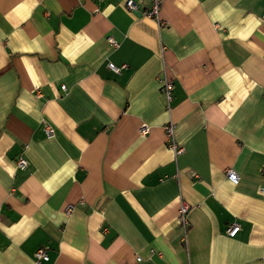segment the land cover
Listing matches in <instances>:
<instances>
[{
    "label": "crops",
    "instance_id": "0c3cea01",
    "mask_svg": "<svg viewBox=\"0 0 264 264\" xmlns=\"http://www.w3.org/2000/svg\"><path fill=\"white\" fill-rule=\"evenodd\" d=\"M133 1L0 0V264H264V0Z\"/></svg>",
    "mask_w": 264,
    "mask_h": 264
},
{
    "label": "built area",
    "instance_id": "2783aa9c",
    "mask_svg": "<svg viewBox=\"0 0 264 264\" xmlns=\"http://www.w3.org/2000/svg\"><path fill=\"white\" fill-rule=\"evenodd\" d=\"M100 1V0H98ZM159 3L160 0H153L152 2V6L149 10H146L145 12H143L144 15L146 16H153L156 17L157 15V11L159 8ZM125 6L127 7V9H129L130 11H136L138 6L137 4L133 1V0H125ZM263 18H264V14H263ZM109 43L112 46H117V42L112 39L111 37L108 38ZM107 67L110 71L118 73L120 71L121 68L124 67V65L121 66H116L115 64L108 62L107 63ZM171 82L168 80H161V92L166 96L167 99L170 98V90H171ZM61 88L64 90L65 86L62 85ZM172 125L169 124L167 126H165L164 130H165V135L167 138V142H168V146L171 150H173V152L175 153V155H180L183 152V148L177 146L173 140H172ZM49 129H47V133L49 134ZM148 132V128L146 125L142 124L140 127V133L141 134H146ZM27 165V161L25 160V158L20 157L17 160V166L20 169H24ZM226 172V176L227 178L233 182L236 183L238 181V175L236 174V172L234 170H232L231 168H227L225 170ZM260 191L263 192L264 189L260 188ZM73 209L72 205H68L65 208V211L67 213H69L71 210ZM188 213H189V205L186 202H181L179 209H178V215H177V226L179 228H181L182 232H183V240L185 238V235L189 229L190 223H189V218H188ZM239 227L236 223H231L226 227V233L229 236H234L236 234V232L238 231ZM33 260L35 262V264L40 263L41 261L47 260V253L45 248L43 247H39L33 255Z\"/></svg>",
    "mask_w": 264,
    "mask_h": 264
}]
</instances>
